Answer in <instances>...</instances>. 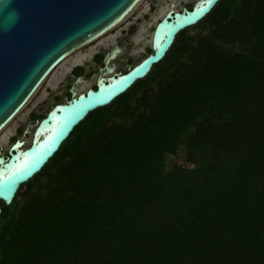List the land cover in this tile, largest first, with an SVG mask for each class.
Returning a JSON list of instances; mask_svg holds the SVG:
<instances>
[{
    "label": "trees",
    "instance_id": "trees-1",
    "mask_svg": "<svg viewBox=\"0 0 264 264\" xmlns=\"http://www.w3.org/2000/svg\"><path fill=\"white\" fill-rule=\"evenodd\" d=\"M2 209L0 264H264V0L179 34Z\"/></svg>",
    "mask_w": 264,
    "mask_h": 264
},
{
    "label": "water",
    "instance_id": "water-1",
    "mask_svg": "<svg viewBox=\"0 0 264 264\" xmlns=\"http://www.w3.org/2000/svg\"><path fill=\"white\" fill-rule=\"evenodd\" d=\"M142 1L15 0L19 20L13 24L9 16L0 23V133L68 57L124 22ZM221 1L197 0L191 10L173 4L157 15L150 55L140 58L126 73L99 76L96 90L79 94L72 90L70 100L54 106L37 123L29 143L18 142L7 158L0 157V202L10 206L21 186L43 170L80 123L147 78L166 58L179 34L201 23ZM2 211L0 206V216Z\"/></svg>",
    "mask_w": 264,
    "mask_h": 264
},
{
    "label": "flooded vegetation",
    "instance_id": "flooded-vegetation-1",
    "mask_svg": "<svg viewBox=\"0 0 264 264\" xmlns=\"http://www.w3.org/2000/svg\"><path fill=\"white\" fill-rule=\"evenodd\" d=\"M178 1L179 0H151L149 11L144 14V16L137 17L136 19L134 16L131 21H129V24L121 29L119 36L114 34L113 38L100 44L84 47L68 57L67 60L50 75L41 89H39V93L37 94H39V96L41 95L40 102H37L28 118L22 124H19L20 126L17 128L16 133L11 136L12 142L9 150L5 155L0 154V157L7 158L11 148L16 143H27L26 140L19 137L22 134L28 135L29 128L32 125L36 126L37 123L42 121L54 106L65 103L66 100H70L72 98V90L78 93L79 87L87 82L90 83V88L88 89L96 90L99 76L123 74L126 73L130 67H133L141 52L139 48L142 44L138 41L141 30L146 28L148 31L152 25L151 23L149 24L151 20L153 21L152 18H154L155 21L159 13L166 12L173 4L178 8ZM187 3L188 2H183L184 5ZM191 4L192 5L188 4L184 7L191 10L193 3ZM145 49V53H147L146 56L152 53L150 47L146 46ZM113 55L114 58L107 61L108 58ZM108 69L113 70L112 74L107 73ZM78 79H82L81 83H78ZM51 104H54V106H51ZM46 108H48V110L43 113ZM34 130L35 128L32 131ZM2 204L0 202L1 207Z\"/></svg>",
    "mask_w": 264,
    "mask_h": 264
},
{
    "label": "rangeland",
    "instance_id": "rangeland-1",
    "mask_svg": "<svg viewBox=\"0 0 264 264\" xmlns=\"http://www.w3.org/2000/svg\"><path fill=\"white\" fill-rule=\"evenodd\" d=\"M150 1L151 0H143L138 7L131 13L130 16L127 17V19L122 22L120 25H118L116 28H114L113 30H111L110 32H108L107 34H105L103 37L99 38L98 40L92 42L91 44L87 45V46H92L93 44H100L104 41H107L111 38H113L114 34H116L117 36L120 35L121 29L124 28L126 25L129 24V21H131V19L135 16V19L137 17H141L144 16V14H146L149 11L150 8ZM197 0H179L178 1V8L181 10L182 8H184V6L186 5H192L191 3H195ZM183 2H188L186 5L183 4ZM153 21L149 20V24L151 23V28L148 29V31L146 30V28H143L141 30V34L138 37V41L140 44V48L139 50H141L139 56L137 57V61L140 60V58L144 57L147 55V53H145V48L150 47L151 45V37H152V30H153V25L156 23L157 19L152 18ZM150 26V25H149ZM117 32V33H116ZM115 35V36H116ZM85 46V47H87ZM83 49V48H82ZM135 62V63H136ZM95 81V79H94ZM88 88H90V83L87 82L85 84H82L79 89H78V93L81 92H85ZM41 89V88H40ZM39 93V91L37 92ZM31 99V101L29 102V104L24 108V110L0 133V154L5 155L7 153V151L9 150L10 144L12 142V138L11 136L14 135L17 131V128L20 126L19 124H22L29 116L30 112L32 110H34L37 102H40V98L41 95L39 96V94H37ZM69 99V98H68ZM51 106H54V104H51ZM49 108V107H48ZM48 108H46V110L43 112L45 113ZM35 128V125H32L29 128V132L28 135H21L19 138L24 139L27 141V143H29V141L31 140V135H32V130ZM19 134V133H18ZM178 162L180 164L183 163V159L181 156H179V158L177 159ZM19 194V193H18ZM18 197V196H17ZM16 197V198H17Z\"/></svg>",
    "mask_w": 264,
    "mask_h": 264
},
{
    "label": "clouds",
    "instance_id": "clouds-1",
    "mask_svg": "<svg viewBox=\"0 0 264 264\" xmlns=\"http://www.w3.org/2000/svg\"><path fill=\"white\" fill-rule=\"evenodd\" d=\"M15 0H0V23H2L6 17H12L13 24L19 20V12L13 7Z\"/></svg>",
    "mask_w": 264,
    "mask_h": 264
}]
</instances>
